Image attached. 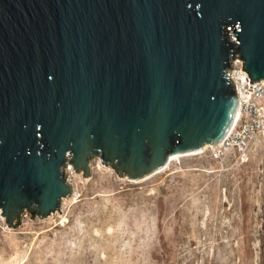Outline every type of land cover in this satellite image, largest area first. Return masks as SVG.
<instances>
[{"label":"water","instance_id":"95a60500","mask_svg":"<svg viewBox=\"0 0 264 264\" xmlns=\"http://www.w3.org/2000/svg\"><path fill=\"white\" fill-rule=\"evenodd\" d=\"M233 53L264 83V0H0L5 227L56 216L63 172L89 178L93 157L140 180L216 147L238 109Z\"/></svg>","mask_w":264,"mask_h":264},{"label":"rangeland","instance_id":"374dc122","mask_svg":"<svg viewBox=\"0 0 264 264\" xmlns=\"http://www.w3.org/2000/svg\"><path fill=\"white\" fill-rule=\"evenodd\" d=\"M90 163L63 172L56 216L0 210V264H264V136L243 164L192 154L140 180Z\"/></svg>","mask_w":264,"mask_h":264},{"label":"built area","instance_id":"2783aa9c","mask_svg":"<svg viewBox=\"0 0 264 264\" xmlns=\"http://www.w3.org/2000/svg\"><path fill=\"white\" fill-rule=\"evenodd\" d=\"M229 38L236 37L230 32ZM231 61L235 63L228 72V81L238 102L237 115L234 122L217 146H204L195 155L208 154L214 161L223 162L233 159L235 163L248 161L251 146L264 136V83L253 85L251 79L242 68V60L233 53Z\"/></svg>","mask_w":264,"mask_h":264},{"label":"bare ground","instance_id":"6f19581e","mask_svg":"<svg viewBox=\"0 0 264 264\" xmlns=\"http://www.w3.org/2000/svg\"><path fill=\"white\" fill-rule=\"evenodd\" d=\"M236 115H237V112H236V114H235V117H236ZM234 119H235V118H234ZM233 122H234V121H233ZM232 124H233V123H232ZM230 127H231V126H230ZM229 129H230V128H229ZM203 147H204V146H203ZM203 147H202V148H203ZM202 148H201V149H202ZM192 154H197V151H193V152H189V153H183V154H173V155H169L166 164H165L164 166H162L161 168H159L158 170L152 172V173L149 174L148 176H150V175H152V174L158 172L159 170L163 169V168L166 167L171 161H173V160H175V159H177V158H179V157H181V156H188V155H192ZM65 171H70V172H72V169H70V170H65ZM148 176H146V177H148ZM146 177H145V178H146ZM131 181H132V180H131Z\"/></svg>","mask_w":264,"mask_h":264}]
</instances>
